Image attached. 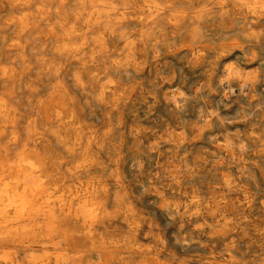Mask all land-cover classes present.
<instances>
[{
    "label": "rangeland",
    "instance_id": "374dc122",
    "mask_svg": "<svg viewBox=\"0 0 264 264\" xmlns=\"http://www.w3.org/2000/svg\"><path fill=\"white\" fill-rule=\"evenodd\" d=\"M112 1L124 0L92 4ZM173 1L171 22L135 60L114 56L85 73L86 93L71 80L76 59L55 75L59 59L48 43H33L31 54L43 50L44 61L19 64L20 54L0 41V66L40 82L35 118L55 139L40 145L35 161L57 213L52 233L32 225L0 249L25 262L60 248L69 250L66 264H264V18L228 1L226 15L193 21L184 13L207 0ZM9 4L0 22L16 4L27 7L21 15L63 13L47 11V0ZM34 29L47 27L29 20L26 30ZM100 31L92 28L94 54ZM229 67L239 69L235 76ZM13 94L18 113L9 117L28 118L34 107L25 86ZM74 197L92 200V226L60 213L63 199Z\"/></svg>",
    "mask_w": 264,
    "mask_h": 264
},
{
    "label": "bare ground",
    "instance_id": "6f19581e",
    "mask_svg": "<svg viewBox=\"0 0 264 264\" xmlns=\"http://www.w3.org/2000/svg\"><path fill=\"white\" fill-rule=\"evenodd\" d=\"M13 1L0 0V10L4 12L8 3L12 7ZM47 1L50 3L47 5V11L58 10L63 13L43 16L21 15L20 13L17 14V12L25 11L27 7L26 5L19 4L17 6L16 4L14 11L10 13L9 17L0 22L1 44L7 47L8 51L20 54L21 60L15 59L14 64L17 63V60L19 64H21V61L24 64H29L31 57H35L37 62L44 61L43 50L36 56L31 54L36 48L33 43L39 42L43 45L48 43L51 54L56 55L59 59V63L53 70L55 75H59L69 68L72 65L71 60L76 59V74L71 76V80L77 90L79 89L82 93H86L88 90V82L85 78V73L88 70L99 62L110 60L114 56L121 57L124 55L128 60H135L137 50L140 47H146L158 27L165 21L171 22V17L175 13V2L173 0H124L121 4L112 1L105 5L92 4V0ZM228 1L246 8L260 18H264L263 0H207L201 7L194 9L192 12L184 13V17L199 21L204 16L215 12L224 16L228 13ZM72 2L77 3V5H71ZM29 20L34 21L35 26H46L47 29L43 31L36 29L28 31L26 26ZM94 27L103 29V31L99 32L100 36L96 39L98 47L95 50L98 51L97 54H94L95 52L92 53L94 51H92V43L94 42H92V28ZM112 41L119 43V50L116 51L110 46ZM24 71L25 69H22V72L16 74L13 70L15 76L11 77V69L6 66H0V84H5V87L11 84L16 90H21L25 86L26 91L29 93L28 102L34 107L31 108V115L28 118L15 117L11 119L9 117L10 114L18 113L13 101L14 89L7 91L0 88V231L3 234L0 237V242L27 234L32 225L35 229L42 232L52 233L56 230L57 213L52 208L51 203L45 201L48 187L46 180L42 176L44 171L38 165L39 163L37 164V160L35 161L40 145L55 139V134L46 129L35 118V107L42 103L40 82L37 78L26 81ZM228 71V75L235 76L237 74L236 71H239V69L235 70L229 67ZM104 90L105 85H102V91L104 92ZM49 132L52 134H49ZM91 142L92 140L89 138V144ZM62 202L60 213L72 220L81 221L84 225L92 226V200L88 197L84 199L74 197L63 199ZM68 254L69 250L67 249L54 248L48 250L42 258H32L25 262L18 251L1 248L0 264H50L53 260L57 264H66L68 262Z\"/></svg>",
    "mask_w": 264,
    "mask_h": 264
}]
</instances>
